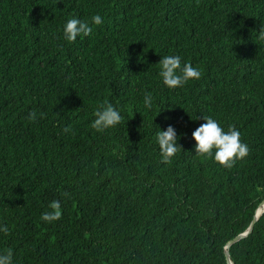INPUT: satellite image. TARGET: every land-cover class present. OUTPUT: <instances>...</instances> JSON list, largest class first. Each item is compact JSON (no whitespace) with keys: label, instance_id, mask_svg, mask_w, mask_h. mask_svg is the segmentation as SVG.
<instances>
[{"label":"trees","instance_id":"1","mask_svg":"<svg viewBox=\"0 0 264 264\" xmlns=\"http://www.w3.org/2000/svg\"><path fill=\"white\" fill-rule=\"evenodd\" d=\"M95 14L89 36L63 38L69 16ZM261 23L264 0H0V249L14 264H264V212L227 246L264 199ZM170 54L200 77L163 85ZM106 102L122 120L97 132ZM203 116L237 128L247 156L195 154ZM169 124L181 147L165 163Z\"/></svg>","mask_w":264,"mask_h":264},{"label":"clouds","instance_id":"2","mask_svg":"<svg viewBox=\"0 0 264 264\" xmlns=\"http://www.w3.org/2000/svg\"><path fill=\"white\" fill-rule=\"evenodd\" d=\"M102 17L95 14L91 22L80 19L77 16H69L62 26L63 38L68 42L76 41L77 37H87L92 33V25H99ZM260 38H264V23H261L258 31ZM159 66V78L163 85L169 89L182 86L191 79H198L201 75L197 67L190 62L184 61L180 55H162L157 63ZM143 104L146 109L153 107L151 92H145ZM94 119L91 121V128L97 132L110 129L122 120L121 112L112 103H102L94 112ZM35 119V114H32ZM204 123L192 131L194 139L195 154L210 155L220 165L231 167L235 160L242 159L249 152L248 145L241 140L240 131L234 126L224 130L217 119L212 116H203ZM70 129L64 128L65 132ZM183 135V134H181ZM180 136L174 125L169 124L166 128H160L155 132V142L159 146V153L163 162H170L180 148L178 140ZM51 211L42 213L41 218L45 221L58 219L61 216V203L59 200H52L49 204ZM7 225H0V232H7ZM0 264H14V253L12 248L0 249Z\"/></svg>","mask_w":264,"mask_h":264},{"label":"water","instance_id":"3","mask_svg":"<svg viewBox=\"0 0 264 264\" xmlns=\"http://www.w3.org/2000/svg\"><path fill=\"white\" fill-rule=\"evenodd\" d=\"M261 206H264V199L261 201L259 207L257 208V210H256V214H255V217H254L252 223L250 224V226L248 227V229L245 230L244 232L238 234L235 238L231 239V240L229 241V243H228L227 246H229V245L232 244L233 242H235V241H237V240H239V239L245 237L248 233H250V232L252 231V229H253V227H254V224H255L256 220H257V219L261 216V214L264 212V208H263V210H261L260 212L258 211V209H259ZM226 255H227V259H228L229 264H235V263L233 262V260L231 259V257H230L229 251H226Z\"/></svg>","mask_w":264,"mask_h":264},{"label":"bare ground","instance_id":"4","mask_svg":"<svg viewBox=\"0 0 264 264\" xmlns=\"http://www.w3.org/2000/svg\"><path fill=\"white\" fill-rule=\"evenodd\" d=\"M264 206H261L258 211L260 212L261 210H263Z\"/></svg>","mask_w":264,"mask_h":264}]
</instances>
